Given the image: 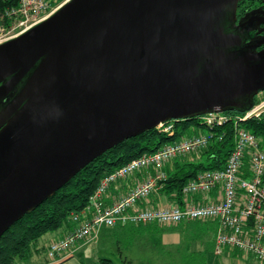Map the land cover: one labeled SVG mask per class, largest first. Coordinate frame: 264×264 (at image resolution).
Wrapping results in <instances>:
<instances>
[{
  "label": "water",
  "instance_id": "obj_1",
  "mask_svg": "<svg viewBox=\"0 0 264 264\" xmlns=\"http://www.w3.org/2000/svg\"><path fill=\"white\" fill-rule=\"evenodd\" d=\"M239 1L70 0L0 44V237L123 140L249 110L264 50H235Z\"/></svg>",
  "mask_w": 264,
  "mask_h": 264
},
{
  "label": "built area",
  "instance_id": "obj_2",
  "mask_svg": "<svg viewBox=\"0 0 264 264\" xmlns=\"http://www.w3.org/2000/svg\"><path fill=\"white\" fill-rule=\"evenodd\" d=\"M68 1L0 0V44L45 20ZM262 115L264 101L235 116L224 112L199 115L200 122L208 129L232 119L234 145L222 168L202 170L183 186L182 205L148 206L145 202L158 190V182L165 179V164L206 147L212 132L185 135L105 174L89 196L88 203L80 210L70 212L68 219L72 228L47 244L46 256L50 260L63 258L76 243L94 240L102 227L164 225L205 219L217 223L215 254L231 247L264 262V150L259 147V139L243 125L245 120ZM156 128L168 136L174 134L172 120L161 122ZM245 155L248 156L250 178L240 175ZM142 170L148 173L142 181L124 192L111 189L115 182ZM212 190L217 193L209 197Z\"/></svg>",
  "mask_w": 264,
  "mask_h": 264
},
{
  "label": "trees",
  "instance_id": "obj_3",
  "mask_svg": "<svg viewBox=\"0 0 264 264\" xmlns=\"http://www.w3.org/2000/svg\"><path fill=\"white\" fill-rule=\"evenodd\" d=\"M257 102V96H254L252 104L254 105ZM243 112L245 111L236 109L224 111V113L231 116L243 114ZM199 117L193 116L186 119L172 120L174 134L170 136L157 128L145 130L134 137L123 140L93 159L54 194L24 214L3 233L0 237V264H16V261L31 256L33 244L40 237L70 223L68 219L70 212L80 210L88 203L89 196L105 174L112 172L133 158L144 153L154 152L161 146L188 135L191 123L205 126L200 122ZM243 125L259 139V147L264 150V115L260 118L251 117L245 120ZM208 130L212 132V137L206 147L197 152L175 158L165 164L166 177L158 182L159 186L156 191L161 193L168 201L182 205V188L188 181L192 180L202 170L223 167L234 145L232 119L221 126ZM201 157L205 161H197ZM147 174L146 170L137 172L133 176H128L125 180L115 182V184H112L111 189L124 192L133 184L142 181ZM240 175L244 178H250L251 176L247 155H245L242 162ZM213 192L215 194L216 190H212L208 196L214 197V194L211 195ZM145 203L148 206H157L156 201L151 199L150 196ZM99 262L100 264H112L109 258H100Z\"/></svg>",
  "mask_w": 264,
  "mask_h": 264
},
{
  "label": "rangeland",
  "instance_id": "obj_4",
  "mask_svg": "<svg viewBox=\"0 0 264 264\" xmlns=\"http://www.w3.org/2000/svg\"><path fill=\"white\" fill-rule=\"evenodd\" d=\"M257 104L264 101V91L257 95ZM209 132L208 127L191 123L190 132ZM189 157V156H188ZM190 158V157H189ZM197 161H205L203 157ZM156 224L148 226L126 225L120 231H116L119 250H102L100 255L123 264L125 258H137L147 260L148 264H208L223 262L220 254L214 252L215 230L214 220H193L179 222L176 225L164 224L154 228ZM139 226V227H137ZM118 230V229H114ZM39 239L37 242H39ZM41 242V241H40ZM111 252V253H110ZM39 253L38 257L42 256ZM33 257V258H34ZM121 257V262L118 261ZM31 258L16 261V264H29ZM259 260H252L251 263ZM262 263V262H260ZM133 264H137L134 262Z\"/></svg>",
  "mask_w": 264,
  "mask_h": 264
},
{
  "label": "crops",
  "instance_id": "obj_5",
  "mask_svg": "<svg viewBox=\"0 0 264 264\" xmlns=\"http://www.w3.org/2000/svg\"><path fill=\"white\" fill-rule=\"evenodd\" d=\"M199 132H193L189 135L197 134ZM203 133V132H202ZM214 194L211 193V195ZM216 195V192L215 194ZM150 198L154 199L156 201L157 205H170L173 204L172 202L168 201L161 193L158 191L153 192V195L150 194ZM215 222V230L217 229V223ZM154 224V223H153ZM126 225H120L116 224L113 227H102L99 232L97 237L94 240H90L87 242H78L70 250L68 251V254L64 256L63 258L59 259L57 257V260H50L45 253V249L47 244L53 240L56 239L60 236H63L67 231H69L72 228L71 223H67L61 228L49 232L39 239H41L39 242H36L33 244L32 247V254L29 256L31 258V262L29 264H100L99 260L100 258H109V257H104L105 255H100L102 253V250L108 249L109 251L112 249H117L119 250L118 247V241H117V236H116V231H120L125 227ZM160 224H156L153 226L154 228H157ZM162 225V224H161ZM140 226H148V225H140ZM139 227V226H137ZM118 229V230H114ZM38 239V240H39ZM39 253H42L43 255L40 256V258H36L34 256H38ZM111 253V252H110ZM214 254V252H213ZM34 257V258H33ZM218 257L223 258V262L221 263H208V264H252V260H256V258L250 254V253H243L236 248H231V247H225L223 248L220 256ZM111 259V258H109ZM121 262V257L118 258ZM258 260V259H257ZM260 261V260H259ZM112 264H118L115 260L111 259ZM134 262H137V264H148L147 260H139L137 258H125L123 260V264H133ZM262 262V261H260ZM254 263V264H264L262 263Z\"/></svg>",
  "mask_w": 264,
  "mask_h": 264
},
{
  "label": "flooded vegetation",
  "instance_id": "obj_6",
  "mask_svg": "<svg viewBox=\"0 0 264 264\" xmlns=\"http://www.w3.org/2000/svg\"><path fill=\"white\" fill-rule=\"evenodd\" d=\"M231 26L241 32L243 38L242 45L235 50L247 47L254 51L264 50V0H240Z\"/></svg>",
  "mask_w": 264,
  "mask_h": 264
}]
</instances>
